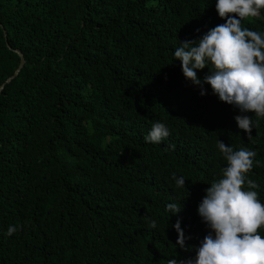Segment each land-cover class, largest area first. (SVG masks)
Masks as SVG:
<instances>
[{"label":"trees","instance_id":"obj_1","mask_svg":"<svg viewBox=\"0 0 264 264\" xmlns=\"http://www.w3.org/2000/svg\"><path fill=\"white\" fill-rule=\"evenodd\" d=\"M215 4L0 0V264L194 258L209 231L198 205L227 167L219 140L256 151L247 175L264 203V118L247 113L258 126L237 133L239 109L210 85L201 96L173 55L225 23ZM241 23L264 33V9ZM157 121L170 135L146 142ZM10 225L22 227L9 236Z\"/></svg>","mask_w":264,"mask_h":264},{"label":"clouds","instance_id":"obj_2","mask_svg":"<svg viewBox=\"0 0 264 264\" xmlns=\"http://www.w3.org/2000/svg\"><path fill=\"white\" fill-rule=\"evenodd\" d=\"M218 16L225 20L196 40L180 42L173 53L181 62L186 80L207 94L210 85L219 100L239 109L234 117L237 133L251 138L254 113L264 118V33L242 27L246 17H257L264 9V0H216ZM211 64V68L209 67ZM209 67L210 75L201 79L197 70ZM170 135L168 127L159 121L152 124L145 141L158 144ZM174 150L175 145H170ZM219 151L227 161L220 179L205 189L197 212L209 229L195 246V257L187 260L169 259L167 264H264V238L258 230L264 227V203L259 199V185L248 173L260 162L256 151L218 141ZM177 187L184 188L186 179L173 173ZM170 214H178L181 204H168ZM150 226L156 227L152 221ZM22 226H9L11 236ZM173 228L178 233L176 244L185 248L186 237L177 219Z\"/></svg>","mask_w":264,"mask_h":264},{"label":"water","instance_id":"obj_3","mask_svg":"<svg viewBox=\"0 0 264 264\" xmlns=\"http://www.w3.org/2000/svg\"><path fill=\"white\" fill-rule=\"evenodd\" d=\"M22 64H23V58L21 57V58H20V63H19V65H18V68L16 69V71L21 67Z\"/></svg>","mask_w":264,"mask_h":264}]
</instances>
